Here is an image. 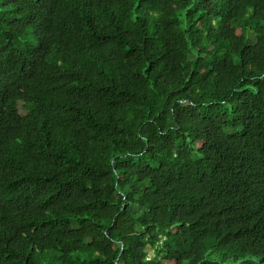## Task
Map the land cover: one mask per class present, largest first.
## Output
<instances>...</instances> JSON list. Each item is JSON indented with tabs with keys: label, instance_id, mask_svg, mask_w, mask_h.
<instances>
[{
	"label": "trees",
	"instance_id": "16d2710c",
	"mask_svg": "<svg viewBox=\"0 0 264 264\" xmlns=\"http://www.w3.org/2000/svg\"><path fill=\"white\" fill-rule=\"evenodd\" d=\"M0 264H264V0H0Z\"/></svg>",
	"mask_w": 264,
	"mask_h": 264
}]
</instances>
